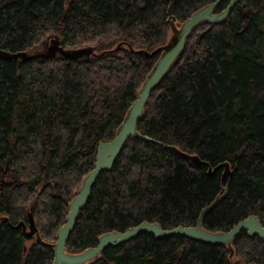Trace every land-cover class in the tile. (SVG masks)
<instances>
[{
	"label": "trees",
	"instance_id": "trees-1",
	"mask_svg": "<svg viewBox=\"0 0 264 264\" xmlns=\"http://www.w3.org/2000/svg\"><path fill=\"white\" fill-rule=\"evenodd\" d=\"M214 1L176 0V26ZM170 3L0 0V49L58 38L68 49L96 50L74 60L0 54V264H54L57 232L99 144L116 136L171 40ZM148 100L137 129L154 141L131 136L113 168L101 171L66 252L82 253L103 234L144 221L196 225L219 196L202 217L204 229L228 231L251 215L264 221V0H239L225 21L198 25ZM226 161L225 180L224 167L209 173ZM31 214L38 232L27 239L19 224ZM251 261L264 264V238L247 230L231 244L142 231L85 264Z\"/></svg>",
	"mask_w": 264,
	"mask_h": 264
},
{
	"label": "water",
	"instance_id": "water-1",
	"mask_svg": "<svg viewBox=\"0 0 264 264\" xmlns=\"http://www.w3.org/2000/svg\"><path fill=\"white\" fill-rule=\"evenodd\" d=\"M171 3L168 8V19L175 34L171 37L170 42L162 47V52L158 63L147 78L143 88L140 91L138 98L132 104L127 117L120 125L116 136L108 142H101L98 146L97 157L94 169L84 178L82 186L79 189L77 195L70 202V209L67 214V222L62 225L57 232V241L54 244L55 259L54 264H85L91 260H94L99 254L105 250L109 245H116L130 238L136 236L142 231H147L154 234L156 237L171 236V235H187L196 240L212 243V244H231L237 235L244 229L247 230L250 235H259L264 238V223L261 222L260 217L251 215L246 219L241 220L238 224L234 225L232 229L224 232H212L206 230L201 225V218L198 219L196 226H179L172 229H164L158 223H149L147 221L134 226L124 232H109L102 235L99 239V243L95 247H91L78 254H70L66 252V243L71 231L73 230L76 219L79 216L80 210L84 207L88 201L91 190L99 177L101 171L112 169L117 157L121 153L126 141L131 137H138L148 141H154L152 138L141 134L137 129V124L144 113V106L147 103L152 91L159 85L163 78L170 71L172 66L177 62L178 58L184 51L187 43V38L191 32L201 23L211 22L217 23L225 21L228 18L232 7L237 0H232L231 3L220 13L216 10L220 6L222 0H216L212 4L194 12L182 25L178 28L175 24V18L173 15V8L176 0H170ZM0 54L5 57L22 58L23 60L37 59V58H53L57 54L63 55L65 58L79 59L82 57H90L96 55L95 47H83L77 49H67L62 46L58 38H54L51 41V45L44 52H38L35 54H29L27 51L18 52H6L0 50ZM192 160L198 165L206 164L205 160H201L197 156H193ZM224 167L223 180H225L231 174V164L229 161L223 162L215 166H210V172L213 173L218 169ZM220 197V196H219ZM211 205L213 206L219 199ZM211 206L205 209H209ZM22 226L23 235L27 239H32L38 232L34 218H29V224L26 225L21 222L19 226ZM244 264V263H242ZM245 264H259L256 262H249Z\"/></svg>",
	"mask_w": 264,
	"mask_h": 264
},
{
	"label": "bare ground",
	"instance_id": "bare-ground-1",
	"mask_svg": "<svg viewBox=\"0 0 264 264\" xmlns=\"http://www.w3.org/2000/svg\"><path fill=\"white\" fill-rule=\"evenodd\" d=\"M215 1H216V0H215ZM215 1H214V2H215ZM231 1H232V0H230L229 4L231 3ZM238 1H239V0H237V2H238ZM170 2H171V1H170ZM237 2L235 3V5L237 4ZM212 3H213V2H212ZM212 3H210V4H212ZM229 4H228V5H229ZM208 5H209V4H208ZM228 5H227V6H228ZM235 5H234V6H235ZM227 6H226V7H227ZM234 6H233V7H234ZM233 7H232V8H233ZM168 8H169V7H168ZM223 10H224V9H223ZM223 10H222V11H223ZM222 11H221V12H222ZM217 13H218V12H217ZM219 13H220V12H219ZM246 14H247V13H246ZM168 17H169V16H168ZM168 21H169V19H168ZM169 23H170V22H169ZM180 27H181V26H180ZM180 27H178V28H180ZM49 30H50V29H49ZM194 30H195V29H194ZM47 31H48V30H47ZM47 33H48V32H47ZM172 34H173V35L175 34V32L173 31V29H172ZM173 35H171V36H173ZM52 40H53V39H52ZM52 40H51V41H52ZM51 41L49 42V44H47V45L45 46V48L43 49V51H40V52H44V51H46L47 48L51 45ZM63 46H64V45H63ZM87 47H88V46H87ZM64 48H65V47H64ZM82 48H83V47H82ZM67 49H68V48H67ZM70 49H71V48H70ZM0 50H2V49H0ZM2 51H6V52H8L7 50H2ZM23 51H24V50H23ZM25 51L28 52L29 50H25ZM129 52H130V51H129ZM28 53H29V54H35V53H38V51H36V52H34V53H30V51H29ZM161 54H162V52H161ZM160 57H161V56H160ZM38 59H40V58H38ZM73 60H74V59H73ZM155 62H156V61H155ZM157 63H158V62H157ZM154 65H155V64H154ZM156 65H157V64H156ZM155 67H156V66H155ZM155 67H154V69H155ZM94 69H95V68H94ZM154 69H153V71H154ZM153 71H152V72H153ZM151 74H152V73H151ZM151 74H150V75H151ZM150 75H148L147 78H148ZM140 78H141V77H140ZM147 78H146V80H147ZM138 79H139V78H138ZM146 80H145V82H146ZM140 81H142V80L140 79ZM145 82H144V84H145ZM144 84H143V86H144ZM143 86L141 87V89L143 88ZM141 89H140V91H141ZM148 101H149V100H148ZM138 131H139V130H138ZM175 145H176V144H175ZM177 148H178V146H177ZM187 154H188V153H187ZM96 157H97V156H96ZM197 157H199V156H197ZM199 158H200V157H199ZM200 159H201V160H204V159H202V158H200ZM205 161H206V160H205ZM193 162H194V161H193ZM230 164H231V163H230ZM216 166H217V165H216ZM213 168H214V167H213ZM224 170H225V168H224ZM231 171H232V169H231ZM209 172H210V168H209ZM231 173H232V172H231ZM222 176H223V175H222ZM25 183H26V182H25ZM18 188H19V187H18ZM22 188H23V187H22ZM214 202H215V201H214ZM214 202H212L209 206H211ZM209 206H207L206 208H208ZM211 207H212V206H211ZM211 207H210V208H211ZM206 208H204V210L201 212V215H200V217H199V218H201V222H202V217H203L204 213H205L207 210L210 209V208H209V209H207V210L205 211ZM31 216H32V214L29 216V218H30ZM256 216H258V215H256ZM32 217H33V216H32ZM199 218H198V219H199ZM247 218H248V217H247ZM245 219H246V218H245ZM260 220H261V218H260ZM197 222H198V221H197ZM261 222L264 223V221H262V220H261ZM238 223H239V222H238ZM238 223H237V224H238ZM28 224H29V223H28ZM196 225H197V224H196ZM196 225H193V226H196ZM201 225H202V224H201ZM178 227H179V226H178ZM185 227H188V226H185ZM128 228H129V227H128ZM128 228H127V229H128ZM174 228H175V227H174ZM127 229H126V230H127ZM129 229H130V228H129ZM171 229H172V228H171ZM231 229H232V228H231ZM243 230H244V229H243ZM228 231H229V230H228ZM247 232H248V231H247ZM103 235H104V234H103ZM238 235H239V234H238ZM238 235H237V236H238ZM258 242H259V241H258ZM119 244H120V243H119ZM233 246H234V245H233ZM94 247H95V246H94ZM88 248H89V247H88ZM251 248H252V247H251ZM257 250H259V249H257ZM236 257H237V256H236ZM246 261H247V260H246ZM251 262H254V261H251ZM232 263H233V262H232ZM247 263H249V262H247ZM256 263H257V262H256ZM240 264H242V263H240ZM244 264H245V263H244Z\"/></svg>",
	"mask_w": 264,
	"mask_h": 264
},
{
	"label": "rangeland",
	"instance_id": "rangeland-1",
	"mask_svg": "<svg viewBox=\"0 0 264 264\" xmlns=\"http://www.w3.org/2000/svg\"><path fill=\"white\" fill-rule=\"evenodd\" d=\"M49 41V40H48ZM47 42H40V43H38V44H36L32 49H29V51H30V53H34V52H36V51H38V52H40V51H43V49L45 48V44H46ZM28 51V52H29ZM236 258H234V260H235Z\"/></svg>",
	"mask_w": 264,
	"mask_h": 264
}]
</instances>
